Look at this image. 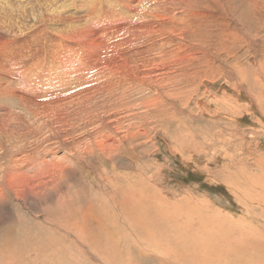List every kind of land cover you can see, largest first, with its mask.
<instances>
[{
  "label": "rangeland",
  "instance_id": "374dc122",
  "mask_svg": "<svg viewBox=\"0 0 264 264\" xmlns=\"http://www.w3.org/2000/svg\"><path fill=\"white\" fill-rule=\"evenodd\" d=\"M46 1L54 2L0 0V30L4 26L14 28L20 19L28 20L32 9L48 6L50 2ZM61 1L55 0L53 4H64L66 11L77 13L69 17L68 28L56 22L60 30L68 31L71 27L70 32H81L74 31L80 26L75 27L73 19L82 25L94 24L99 30L103 26H96V21L106 19L110 12L104 0ZM214 4L215 8L205 11L206 20L198 17V27L191 29V34L184 33L183 52L156 68V72L164 69L168 74L149 87L157 109L149 106L150 113L132 120L134 128L130 132L135 135L124 140L120 157L103 159L97 149L86 169L64 178L63 187L51 201L40 198L35 203L16 199L4 202L1 211L5 213L0 216V264H198L199 246L205 236L217 237L220 242L228 237L227 244L234 241L223 251L220 264H247L251 257L264 264V0H216ZM52 19L55 21L57 16ZM54 43L58 46L62 42L54 39ZM69 44V49L83 47ZM55 53L51 50L49 55L55 57ZM106 53L101 49V55ZM65 56L58 55L61 60ZM74 59L78 61V57ZM50 60L44 51L40 53L35 85L30 88L44 97H49L50 90L55 93L54 88H46L49 82L45 75L54 69L47 63ZM94 69L86 80L79 79H91ZM130 101H135V97ZM80 178L88 179L81 183ZM114 186L119 187L116 193ZM121 190L135 195V201L141 205L135 209L115 206L113 203L121 201L124 194ZM61 199H70L71 204L62 206ZM89 204L93 207L92 215L81 223V218L73 217L80 214L75 209ZM68 210L71 220L63 222ZM219 210L224 213L219 217L235 222L234 237L237 231L252 228L253 224L255 235L251 237L255 240L251 241L256 242L249 244V250L235 252L239 234L236 238L228 236L227 223L214 233L205 232L203 225L213 222L208 215H217ZM226 211L231 216L225 215ZM97 216L98 222L95 218L90 220ZM65 223H69L67 229Z\"/></svg>",
  "mask_w": 264,
  "mask_h": 264
},
{
  "label": "bare ground",
  "instance_id": "6f19581e",
  "mask_svg": "<svg viewBox=\"0 0 264 264\" xmlns=\"http://www.w3.org/2000/svg\"><path fill=\"white\" fill-rule=\"evenodd\" d=\"M53 1L55 2V0ZM51 2L42 10L33 11L34 9L31 8L32 13L29 19H20L14 28L4 26L0 30V211L7 199H16L15 201L23 203H35L40 198L51 201L55 192L63 187L64 178H69L75 172L82 171L97 149L98 156L103 154V156L101 155L103 159L114 160L120 157L124 150V140L135 135V132L134 134L130 132L134 128L132 120L144 116L147 111L150 113L149 106L155 107L151 97L153 94H149V87L152 88L150 84L153 85L168 75L164 69H159L160 71L156 72V68L161 67L165 60L171 57L176 58L183 52L182 47L186 35L184 33L191 34V29L197 28L199 22L205 19V11L216 7L213 6L216 0H104L107 10L110 11L109 15H105L106 19L95 23L96 26L101 23L103 27L97 30L93 27L94 24H92L93 26L91 24L82 25L78 20L73 19L71 22L76 24L75 27L80 26L74 31L81 32H72L73 30L70 32V26L68 31L60 30V27H56V22L68 28L69 17L72 18L77 12L72 9L73 11L70 13L65 10L64 4L58 3L59 5L56 6L53 4L54 2ZM94 12L96 11L94 10ZM48 15L53 16L52 18L55 15L57 19L54 21ZM198 17L201 18V21L197 22ZM99 35L101 36L98 37ZM46 37L49 39L46 40ZM54 39L62 43L57 46ZM69 42L76 46L83 45V47H80L79 50L69 49L68 46H71ZM65 45H67L66 48ZM50 49L56 51L55 57L49 55ZM101 49L107 51L106 55L100 54ZM43 51L48 58L52 59L47 63L54 68L50 71L51 73L48 72L45 75L46 82L50 84L46 88L52 87L55 92L48 89L50 90L49 97L38 95L34 89H30L35 85V74L40 65L37 62ZM60 53L66 54L64 60L59 59ZM74 57H78V61ZM44 61L45 58H43V63ZM92 69L95 70L90 75L92 78L83 81L87 79L89 71ZM49 73L50 75H48ZM134 97L135 101H130ZM154 109L152 110L154 111ZM152 110L151 112H153ZM57 149L59 151H56ZM260 167L262 168L261 165ZM244 172L246 173V171ZM251 179L249 178L248 181L251 182ZM80 180H82L81 183L85 181L83 178ZM226 180L228 181V178ZM88 181L92 182L90 179ZM231 186L233 185L231 184ZM248 187L246 188L248 189ZM117 188L114 186V193L118 192ZM123 191L121 190V192ZM245 191L243 194L246 193ZM121 198V201L117 200L118 203L113 204L120 208L130 209L141 205L135 201V195L124 193ZM257 198L259 199L258 196ZM61 200L62 206L71 204L70 199ZM57 205H60L59 202ZM47 206L50 207L49 204ZM53 207L56 208L54 204ZM92 209L90 204L87 207L83 206L80 210L75 209L81 216L74 214L73 217L81 218V223L82 220L85 223L88 216L92 215ZM217 212L221 214L208 215L213 219V222L203 225L206 228L205 232L211 230L214 233L216 229H222L223 223H227L229 226L225 229V233L230 236L234 230L232 225L235 222L231 218L219 217L224 213L220 210ZM4 213L1 211L0 216ZM225 215L231 216L228 211L225 212ZM71 216V212L68 210L67 220L63 222H68ZM94 218L97 222L99 221L98 216L92 217L90 220H94ZM68 224H64L65 229L68 228ZM250 227L253 228V224ZM252 228H244L239 230V233L236 232L239 234L236 241L238 244L235 248L236 253H240L238 251H242V249H248L249 244L256 242L252 243L251 241L255 240L251 237L255 233ZM259 230L256 229V232ZM257 233L259 234V232ZM261 233L264 232L261 231ZM77 234L79 235V233ZM236 234H234L235 237L232 234V237L236 238ZM258 234L256 238L260 239ZM217 239L219 238L205 236L199 246L201 248L198 254V264L221 263L222 253L228 249L230 243L227 244L228 237L227 242L223 239L220 242ZM255 247L257 248V246ZM231 248L233 247L231 246ZM224 258H226V254ZM241 260L238 261L243 262ZM246 262L247 264H258L257 257L248 258Z\"/></svg>",
  "mask_w": 264,
  "mask_h": 264
}]
</instances>
